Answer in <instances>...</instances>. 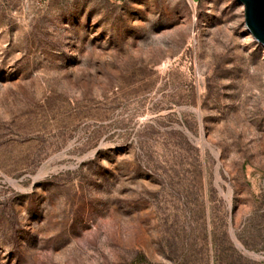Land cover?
<instances>
[{"label": "rangeland", "instance_id": "obj_1", "mask_svg": "<svg viewBox=\"0 0 264 264\" xmlns=\"http://www.w3.org/2000/svg\"><path fill=\"white\" fill-rule=\"evenodd\" d=\"M0 264H264L236 0H0Z\"/></svg>", "mask_w": 264, "mask_h": 264}, {"label": "water", "instance_id": "obj_2", "mask_svg": "<svg viewBox=\"0 0 264 264\" xmlns=\"http://www.w3.org/2000/svg\"><path fill=\"white\" fill-rule=\"evenodd\" d=\"M243 6L245 27L264 47V0H236Z\"/></svg>", "mask_w": 264, "mask_h": 264}, {"label": "bare ground", "instance_id": "obj_3", "mask_svg": "<svg viewBox=\"0 0 264 264\" xmlns=\"http://www.w3.org/2000/svg\"><path fill=\"white\" fill-rule=\"evenodd\" d=\"M241 5V4H240ZM241 7L243 8V6L241 5Z\"/></svg>", "mask_w": 264, "mask_h": 264}]
</instances>
